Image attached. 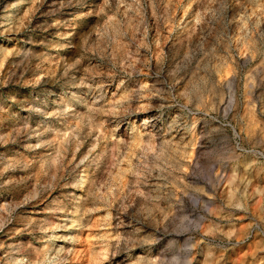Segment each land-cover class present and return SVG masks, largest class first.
<instances>
[{"label": "rangeland", "instance_id": "rangeland-1", "mask_svg": "<svg viewBox=\"0 0 264 264\" xmlns=\"http://www.w3.org/2000/svg\"><path fill=\"white\" fill-rule=\"evenodd\" d=\"M0 264H264V0H0Z\"/></svg>", "mask_w": 264, "mask_h": 264}, {"label": "bare ground", "instance_id": "bare-ground-1", "mask_svg": "<svg viewBox=\"0 0 264 264\" xmlns=\"http://www.w3.org/2000/svg\"><path fill=\"white\" fill-rule=\"evenodd\" d=\"M252 91H253V90H252ZM74 93H75V92H74ZM100 97H101V96H100ZM94 98H97V97L94 96ZM66 103H67V102H66ZM95 103H96V102H95V99H94V102H92V104H95ZM113 103H114V102H113ZM63 104H64V103H63ZM114 104H116V103H114ZM90 105H91V104H90ZM221 105H223V103H222ZM65 106H67V105L65 104ZM112 106L114 107L115 105H112ZM218 106H219V105H218ZM63 107H64V106H63ZM68 107H69V106H68ZM116 107H117V106H116ZM116 107H115V108H116ZM64 108H65V107H64ZM118 108H119V107H118ZM116 109H117V108H116ZM117 114H118V113H117ZM43 139H44V138H43ZM40 140H41V139H40ZM195 155H196V154H195ZM85 176H86L85 174H82V175H81L82 178H84Z\"/></svg>", "mask_w": 264, "mask_h": 264}]
</instances>
